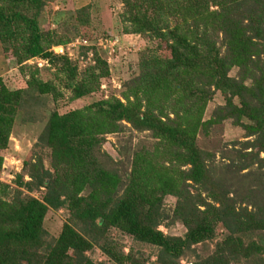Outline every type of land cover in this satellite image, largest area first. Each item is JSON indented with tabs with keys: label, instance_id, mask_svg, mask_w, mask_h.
Segmentation results:
<instances>
[{
	"label": "trees",
	"instance_id": "obj_1",
	"mask_svg": "<svg viewBox=\"0 0 264 264\" xmlns=\"http://www.w3.org/2000/svg\"><path fill=\"white\" fill-rule=\"evenodd\" d=\"M51 1L59 0H0L4 55L22 72L30 69L26 60L38 57L61 74L57 82L43 80L35 67L27 86L16 90L0 79V150L9 145L18 112L40 128L36 153L25 162L28 180L15 174V187L0 181V264H179L187 256L191 264H264V0H121L124 33L154 46L140 53L137 74L123 84L125 102L99 98L64 113L46 108L48 102L66 92L70 101L94 95L109 66L100 55L106 52L92 45L79 46L83 54L94 50V64L83 70L67 51H52L69 38L40 27ZM90 9L59 12L54 21L87 41ZM164 47L169 57L161 55ZM216 92L224 103L204 119ZM224 119L247 139L222 153L228 163L214 164L197 136ZM126 129L147 132L155 143L133 150L123 169L121 158L102 146L106 135ZM167 196L175 198L170 210ZM59 208L69 221L52 237L43 219ZM175 223L183 235L159 230ZM218 226L224 238L212 254H197ZM110 229L152 247L155 260H141L132 248L123 252ZM94 246L105 261L86 254Z\"/></svg>",
	"mask_w": 264,
	"mask_h": 264
},
{
	"label": "rangeland",
	"instance_id": "obj_2",
	"mask_svg": "<svg viewBox=\"0 0 264 264\" xmlns=\"http://www.w3.org/2000/svg\"><path fill=\"white\" fill-rule=\"evenodd\" d=\"M87 4L91 6V23L88 28L89 33H91V39L87 41L80 38L74 40L71 34L69 35L65 31L67 25L60 26V24L54 21V17L56 18V14L59 12L74 11ZM122 12L121 0H59L51 1L47 5L43 11V22L40 25L41 29L45 31L57 30L58 35H64L65 38H69L68 45L66 44V46H62L61 48L63 52L67 51L70 59L77 62L79 70H83L87 65L94 64V50H89L86 54H83L79 46L92 45L95 48H99L100 51L104 50L106 54L103 55V53H100V55L104 56L109 66V75L101 78L99 90L94 95L70 101L68 99L69 95L66 92L63 98L59 99L57 103H53L50 100L46 108L50 110L55 109L59 113H64L71 109L81 108L99 98H121L125 102L122 96V92L125 90L123 84L137 74L140 53L147 46L153 47L154 44L140 35L124 33L125 25L121 20ZM54 47L57 46H53L52 48ZM56 50L59 51V48ZM161 55L163 57H169L165 47L162 49ZM23 64L30 69L25 68L24 72H22L21 67H19L11 56L7 57L4 55L0 44V79L8 89L16 90L25 88L29 76L28 72L34 70L35 67L39 70L37 75L43 80L49 79L57 82L58 80L56 78H60L61 76V74L57 75L55 69L50 67L46 61L38 57H32ZM229 75L235 76L236 69H232ZM223 103L222 95L216 92L207 103L204 119L210 117L215 107ZM39 132L40 128L37 125L23 122L22 113L18 112L9 136V145L7 149L0 150V181L11 187H15L13 182L15 174L24 175L25 180H28L25 162L30 161L36 153V140ZM246 139L244 138L242 128L233 125L229 119H224L213 126L207 135L199 133L197 136V145L212 155V157L210 156L212 163L226 164L228 160L222 159V153L228 152L233 146L232 144L236 142V148H239L240 145L238 142H243ZM154 143L155 140L147 132L140 133L126 129L121 133L106 135V142L102 148L111 154H117L123 162L121 168L128 169L132 156L131 152L138 147L153 149ZM46 153V149H40L45 167L48 166L49 162ZM260 157H262V154ZM252 168H248L242 171V173ZM120 171L122 173V170ZM190 190L195 192V188L191 187ZM31 193L32 195L35 194L38 196V193ZM174 204V197L167 196L164 198V206L166 209L170 210ZM69 216L68 212L63 208L49 210L43 219V227L50 236L57 237L62 225L66 221H69ZM159 230L166 235L176 236H181L185 232L184 227L180 223H175L169 227L160 225ZM224 234L223 228L218 226L212 241L197 245V254H202V256L212 254L215 244L224 238ZM108 236L115 240L117 245L122 247L123 252L127 253L132 248L133 251L140 252L139 256L141 260L145 259L149 262L155 260L154 249L152 247L135 243L128 235L118 230L110 229ZM86 254L97 263L106 260L104 253L95 246ZM192 261L193 258L187 256L186 258L180 259L179 264H191Z\"/></svg>",
	"mask_w": 264,
	"mask_h": 264
},
{
	"label": "built area",
	"instance_id": "obj_3",
	"mask_svg": "<svg viewBox=\"0 0 264 264\" xmlns=\"http://www.w3.org/2000/svg\"><path fill=\"white\" fill-rule=\"evenodd\" d=\"M61 47H62V46L54 47V48H52V51H53L55 54H57V55H61V54H63V50H62ZM58 48H59V51L56 50V49H58Z\"/></svg>",
	"mask_w": 264,
	"mask_h": 264
}]
</instances>
